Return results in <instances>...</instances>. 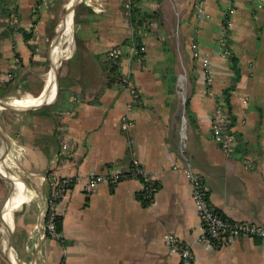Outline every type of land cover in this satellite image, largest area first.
<instances>
[{"label":"crops","instance_id":"obj_1","mask_svg":"<svg viewBox=\"0 0 264 264\" xmlns=\"http://www.w3.org/2000/svg\"><path fill=\"white\" fill-rule=\"evenodd\" d=\"M126 1L0 0V264H178L163 241L167 232L192 247L194 264H264V238L240 235L219 246L198 240L184 174L187 164L200 174L220 214L264 225V0H232L227 57L220 55L218 22L228 0H203L200 19L193 0H133L149 16L139 32L142 59L130 51ZM72 7L57 99L53 74V90L40 102L51 49ZM192 40L210 58L209 86ZM115 46L122 52L108 72L106 52ZM124 74L137 103L129 105ZM224 95L232 153L211 138V110ZM35 96L40 104L31 107L1 104ZM124 115L132 120L127 128ZM132 158L156 181L149 203L135 178L84 189L90 172L126 171ZM50 171L79 177L57 205L60 239L43 226Z\"/></svg>","mask_w":264,"mask_h":264},{"label":"built area","instance_id":"obj_2","mask_svg":"<svg viewBox=\"0 0 264 264\" xmlns=\"http://www.w3.org/2000/svg\"><path fill=\"white\" fill-rule=\"evenodd\" d=\"M131 6V1L127 0L125 3L126 15H129V9ZM193 8L197 18L200 19L203 14V0H193ZM233 12V2L232 0H228L226 16L218 22V44L220 47V55L224 57L229 56L227 35L228 29L233 23V19L231 17ZM144 25L139 27V30H137L138 33L141 32L143 28L148 26V24ZM190 48L192 55L200 60L202 70L205 74L206 84L209 86L212 83L209 69L210 58L207 54L201 51L196 40L191 41ZM130 51L136 55L137 59H142L145 54V46L142 43L139 45L130 44ZM121 52L122 48L120 46H115L110 48L106 52V55L108 59L115 61ZM119 81L122 85L127 87L130 92L129 105L137 103L139 100L138 90L131 81L130 76L128 74L121 75ZM244 100H246V97ZM225 106L226 102L224 97L218 96L211 110V138L223 151L226 153H232L234 150V137L230 130L229 119L226 115ZM130 124H132V120H130L126 115L122 116V127L127 128ZM66 148V143H62L60 145V150H65ZM8 155L9 154H7V156ZM7 156H5V158ZM184 174L190 186L191 196L200 221L201 233L198 240L219 246L240 235L264 238V225L247 220L231 219L217 212L210 205L208 199V187L203 182L200 174L194 171L189 164H187L184 169ZM78 178V176L73 175H60L56 171H50L48 173L47 183L49 186V196L42 212L44 219L43 226L45 234L48 237L60 239L61 230L58 228L57 223L59 216L57 212V205ZM124 178L139 179L142 184L140 197L142 199L149 200V202L152 200L155 191L154 184H156V181L153 176L141 166L136 158H132L130 167L126 171L107 169L90 172L85 177L84 189L91 191L97 184L103 182L113 185ZM163 241L167 246L169 253H176L178 255V264H194V252L188 243L182 241L171 232H167L163 235ZM58 264L65 263L64 261H60Z\"/></svg>","mask_w":264,"mask_h":264},{"label":"bare ground","instance_id":"obj_3","mask_svg":"<svg viewBox=\"0 0 264 264\" xmlns=\"http://www.w3.org/2000/svg\"><path fill=\"white\" fill-rule=\"evenodd\" d=\"M75 1L76 0H73V2H75ZM71 23H72V12L70 10L68 13L65 14V16L62 20L61 27H60V29L58 31V35L56 37V42L51 49V57H52V65L53 66L51 68V71L47 74L46 89L42 93V94H44V96L41 95V97L37 98V99H39V101L43 100L45 98L46 94L48 95L53 90V88H52L53 87L52 76H53V74L55 75L56 60H57V57L60 55V52L62 49L61 48V44H62L61 41H62L64 35H66V39L70 36ZM54 80H55V78H54ZM37 99L35 96V97L24 98L22 101H16V100L1 101V104L14 106L17 109H21V108L31 107V106H35V105L40 104L41 101L39 102ZM5 173H7V171H5ZM9 175L11 177H14L13 174H9ZM13 183H14V190H13L12 194L15 193V191L17 190V186H18V183L14 179H13ZM3 217H4V221L1 224V228L5 232L8 230L7 223L11 224V204H10V202H7L6 205L4 206Z\"/></svg>","mask_w":264,"mask_h":264},{"label":"trees","instance_id":"obj_4","mask_svg":"<svg viewBox=\"0 0 264 264\" xmlns=\"http://www.w3.org/2000/svg\"><path fill=\"white\" fill-rule=\"evenodd\" d=\"M131 7H130V9H129V15H128V17H129V19H130V21H131V23H132V26H133V33H132V35L130 36V42L132 41L133 42V44H135V45H139L141 42V40H140V35H139V33H138V31L137 30H139V27H141V26H143L144 24L145 25H147V20L149 19V16H146L144 13H142L138 8H137V6H136V4L133 2V0H132V3H131ZM144 25V26H145ZM22 33H23V35H24V38L27 40L28 38H29V36H30V33L29 32H26V31H22ZM31 47V46H30ZM232 60H234V59H232ZM114 62L115 61H111V63H113L110 67H109V69L110 70H108V72L109 71H113L114 70ZM225 96V102H227V95H224ZM60 128V127H59ZM156 183V182H155ZM154 186H155V189H156V184H154ZM142 202L144 203V204H147V203H149V200H147V199H143L142 200ZM57 223H58V228L60 229V226H59V217H58V219H57Z\"/></svg>","mask_w":264,"mask_h":264},{"label":"rangeland","instance_id":"obj_5","mask_svg":"<svg viewBox=\"0 0 264 264\" xmlns=\"http://www.w3.org/2000/svg\"><path fill=\"white\" fill-rule=\"evenodd\" d=\"M74 12V11H73ZM65 39H66V35H64V37H63V39H62V41H61V48H63V46H64V43H65ZM62 50V49H61ZM61 57V52H60V55L57 57V60H56V67H55V71H56V75H55V77L57 76V66L59 65V61H60V58ZM49 68L50 67H48V69H47V71H46V73H45V79L47 78V73H49L50 71H51V69L49 70ZM49 71V72H48ZM6 170L9 172V173H11V174H13V175H15V176H18V175H16L15 173H13L12 171H11V168H10V170H9V168H6ZM9 187V186H8ZM0 250H1V248H0Z\"/></svg>","mask_w":264,"mask_h":264},{"label":"water","instance_id":"obj_6","mask_svg":"<svg viewBox=\"0 0 264 264\" xmlns=\"http://www.w3.org/2000/svg\"><path fill=\"white\" fill-rule=\"evenodd\" d=\"M70 10L73 13V11H74L73 7L70 8ZM55 75H56V71H55ZM57 96H58V86H57V76H56V87H55V93H54V97H53L54 101L57 99ZM7 148H8V146H6V149Z\"/></svg>","mask_w":264,"mask_h":264}]
</instances>
